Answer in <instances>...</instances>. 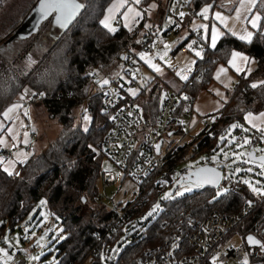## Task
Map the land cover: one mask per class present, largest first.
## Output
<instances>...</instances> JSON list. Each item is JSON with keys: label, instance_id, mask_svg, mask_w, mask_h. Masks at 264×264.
<instances>
[{"label": "trees", "instance_id": "obj_1", "mask_svg": "<svg viewBox=\"0 0 264 264\" xmlns=\"http://www.w3.org/2000/svg\"><path fill=\"white\" fill-rule=\"evenodd\" d=\"M2 1L0 0V4ZM111 1L85 0L80 13L64 31L60 32L50 26L42 36V40L48 43L47 48L25 72L0 53V113L28 89L32 95L42 94L43 100L40 102L48 116L56 119L62 126L58 136L46 150L30 156L20 165L18 175H8L0 164V234L11 217L15 216L21 221L40 200L46 201L45 208L61 220L67 234L57 247L58 264H80L96 243V234L109 225L111 217L105 206L98 204L96 189L102 170L98 149L109 121L108 116L101 112V97L98 94L89 96L92 84L97 82L90 77L89 72L109 69L112 65L118 68L121 54L137 46V41L150 31L147 29L142 32L150 19L146 15L131 31L117 26L115 33H108L99 21ZM153 1L142 0L140 5L145 11ZM214 2L215 0H192L190 16H196L205 3ZM257 9L264 20V7ZM17 26L16 22L10 27L9 36ZM188 38L190 35L177 48L183 46ZM200 42L203 47L202 55L197 57L195 70L187 80H182L179 88V92L186 95L195 97L206 89L213 79L215 67L219 63H225L232 50L243 51L256 61L253 71L238 77L228 101L218 111L217 122L213 125L216 135H205L198 142L201 149L213 152L220 142L219 137L232 124L241 125L234 130L242 134L245 112H258L264 108V87H249L253 82L264 81V34L256 31L253 41L248 43L225 33L215 48H209L205 35ZM245 75L247 78H244ZM140 94L144 95L145 89ZM24 96L29 97L26 92ZM132 100L135 101V98ZM83 101L87 102L86 110L93 120L87 131L81 126H73V110ZM159 101L160 92L141 103L152 120L157 115ZM97 117L105 119L103 126L94 125ZM248 134L253 137L250 146L260 141L256 132ZM89 145L96 151L90 149ZM179 159L180 156H177L173 162L176 163ZM223 184L229 187V193L212 204L223 214L231 215L246 199L255 198L258 208L247 215L250 217L247 228L248 234L259 237L255 232L256 222L264 213V200L256 198L239 182L225 179ZM213 193L214 189L201 188L181 197L162 201L164 209L155 219L144 221L134 230L135 240L123 248L117 262L136 264L145 250L164 244L180 227L185 234L189 228L186 225L187 219L201 218L203 205L210 201ZM156 200V197H150L138 215L143 216ZM261 241L264 243V237ZM110 242L112 245L113 240L105 241ZM94 264L106 262L97 258Z\"/></svg>", "mask_w": 264, "mask_h": 264}, {"label": "built area", "instance_id": "obj_2", "mask_svg": "<svg viewBox=\"0 0 264 264\" xmlns=\"http://www.w3.org/2000/svg\"><path fill=\"white\" fill-rule=\"evenodd\" d=\"M159 2L161 13L156 25L144 38L140 39L137 46L123 53L124 57L118 65L117 73L113 74L109 83L103 85L96 93L102 99L101 112L108 116L109 121L108 129L100 142V151L120 171V175H117L119 173L117 170L106 171V168H102L101 184L105 188L119 179L129 178L139 184V192L134 200L122 207L108 208L104 205L102 197L98 196V204L104 205L106 211L111 213L110 223L103 231L96 234V243L80 264H94L97 258L105 261L106 264H124L114 259H107L110 250L123 236L129 237V243H132L136 233L127 234V231L133 226L137 225V228L143 224V221L138 220L141 215H138L137 211L147 203L150 197L154 196L158 199L168 186L180 179H185V174L194 168L187 167L177 170L176 163L173 162L175 157L182 155L187 145L186 149H191L194 157H200L201 164H218L217 160H221L220 163L223 164L222 182L225 176L230 178L227 179L229 181L238 178L237 175H233L232 171L226 170L225 160L216 157L213 161L212 152H207L198 145L205 135L212 137L216 135L213 125L217 122V114L199 117L195 121L193 119L194 97L179 91H171L159 101L157 115L152 120L145 112L144 106L133 101L129 94V89L138 88L142 80L143 64L138 54L140 52L153 53L154 49L161 44L162 34L183 28L187 22V16L190 15L192 0H159ZM180 12L185 13L183 18L179 16ZM169 18L172 19L173 24H168L165 29ZM177 23L179 27H175ZM117 24L118 21L115 22V25ZM189 35L190 38L185 46L188 48L187 45L195 40L197 44L194 48L203 49L200 42L204 37L203 30L200 27H192ZM194 70L193 67L190 72L184 74L189 77ZM89 75L94 78L92 72H89ZM185 96L188 97L187 100L183 99ZM41 100L43 96L35 94L26 97L23 103L28 104ZM137 105L139 111L135 107ZM186 108L187 111H185ZM129 112L132 113L131 116ZM180 121L184 124H180ZM198 123H200L199 131L192 134ZM178 130L183 132L182 136L163 155L164 136H169V133L174 134ZM160 140L161 149L158 155L154 145ZM26 150H28L27 147ZM9 154V151H3L5 158L9 157ZM162 181L167 182L161 183ZM246 200L254 202L251 208L246 206ZM246 200L231 215L223 214L212 203L206 202L203 205L201 218L187 219L186 225L189 228L185 234L182 232L183 228L180 227L179 231L175 232L164 244L145 250L136 264H213V257H216L215 264H243L245 260L248 264H264V249L260 245L250 246L245 241H241L235 247L221 251L219 248L221 240L244 217L257 210L258 202L255 198ZM17 221L15 216L8 221L12 231ZM255 232L258 233L260 240L264 237V213L256 222ZM0 240L4 241L3 233L0 234ZM106 240H113L112 245H110L111 242L105 243ZM261 242L264 244L263 241ZM255 257L257 260H254ZM14 262H7V264H26L25 256L17 252ZM0 264L4 262L0 261Z\"/></svg>", "mask_w": 264, "mask_h": 264}, {"label": "rangeland", "instance_id": "obj_3", "mask_svg": "<svg viewBox=\"0 0 264 264\" xmlns=\"http://www.w3.org/2000/svg\"><path fill=\"white\" fill-rule=\"evenodd\" d=\"M80 1L84 2L85 0ZM153 4H155L156 7L149 8V6ZM39 8L40 0H3L0 4V53L23 72L27 71L35 62L36 58L47 48V41L42 40V36L45 35V31H47L50 26L56 29L58 28L52 25V19H45L38 26V30L36 32H33V34H29V36L25 38L15 37L8 39L9 29L14 23L17 22L18 26L16 27V29L14 31H11L12 33L10 32V34H14L15 31L18 30L19 25H21L27 17L30 19V21H32V26L35 25L42 16V14L39 12ZM146 10V15H148V11L152 13L155 12V14H160L161 4L158 2V0H154L153 2L148 4ZM106 14L107 12H105L104 15ZM115 15L116 17H119L118 12ZM154 20H156V17L152 16L147 20V24H151L153 26L154 22H156ZM115 21H113L112 24L115 28H117V26L115 25ZM167 26L168 23L166 22L165 29H167ZM32 29H34V27H31L29 31H32ZM146 30L147 29H143L142 32H145ZM181 40L182 35L180 33L178 34L176 31H170L166 34L164 33L162 34L160 46L154 49L153 53H146L147 55L154 57L152 62L158 64L161 67L162 72H154L151 68H149L147 64H145L144 61L141 60L143 64L142 80L140 81V86L136 88L138 90V94L133 97L129 93L132 98H135L136 103L141 104L144 99H148L158 92H160V100H162L171 91H179L182 79L176 73L181 72V70L185 68H191L192 70L194 64L192 62L197 59V56H195V52L189 50L186 46L177 48V46L181 43ZM165 43L170 46L168 55L166 57L167 63L159 59V53L163 52V44ZM117 71L118 68H116L114 65H112L109 69L96 70L94 72L92 71L97 82H94L92 84L89 96L96 94L98 90L104 85L102 81L105 79L109 81L110 77L113 74L117 73ZM145 78H147V81L145 80ZM142 89H145L144 95L140 94ZM24 93L25 92L20 93V95L17 97V100H19L20 97L24 95ZM33 104L35 105L30 104L28 108H25L26 112L25 110H22V112L27 121V126L25 127L26 130L28 131L30 129L37 136L33 139L31 145L27 144L31 150V153L36 155L48 148L50 143L58 136L59 132L62 129V126L56 119H52L48 116L45 107L41 104L40 101L33 102ZM86 106L87 102L83 101L79 106L74 108V127L81 126V128L85 130L91 126L93 120L91 114L87 112ZM85 114L90 118L87 122L83 120V116ZM104 122L105 119L103 117H97L94 125L100 127L103 126ZM228 129L223 135L228 137V139H231L232 137H235L236 139L233 140L231 144H228L227 140H225L224 142H221L220 140L217 148L212 152V155L221 157L223 160H225V166L228 172L232 171V169L236 167H240L242 169L241 172L235 174V176L237 175L238 178H235L234 181L244 185L240 182V180L248 179L252 182L260 180L261 184H264V176L258 175V173L261 171L259 168V163L250 161L247 158V152L250 149V143L247 145H243L242 138H248L251 142L253 138L252 135L247 134L244 131H242V134H238L234 129H232L231 134L229 135ZM197 130L198 129H195L192 134H195ZM249 132L251 131L249 130L248 133ZM182 133V131L178 130L171 136H164L162 147L163 155L166 154L169 149L179 141ZM259 138L260 141L252 147L258 155L264 154V151H260L264 149V138L260 136ZM9 139L13 141L12 137H9ZM188 142H190V140H188ZM237 143L242 146L237 147ZM24 146L26 145L24 144L23 140L17 142L13 141V144L7 147V149L10 150L9 153H11V159L14 152L23 149ZM221 149L229 153V156L227 158L224 157ZM98 152V158L100 160L102 168L114 169L117 170L120 174V171L116 168V166L112 164L100 151V147L98 149ZM233 153H244V155L240 160H236ZM245 160L249 161V163H244ZM201 162L202 160L200 159V157L193 156V152L191 149H185L182 155H180V159L176 162V168L177 170H181L187 167H195L200 165ZM249 167L253 169L251 173L243 171L244 169H247ZM182 184L184 183L179 184L178 181H176L168 186L166 191L161 193L155 202L151 203L144 215L141 216L138 220L143 221L144 223V221L155 219L164 209V203L162 201L170 200L163 199L165 193H175L178 189L183 191V188L181 187ZM220 186H224L229 189V187L226 184H223V182H221ZM244 186L250 192L248 187L246 185ZM96 189L98 195L102 197L105 206H107L108 208L114 206L122 207L128 202H131L135 199L139 192V184L130 180L129 178H125L123 180L119 179V181H117L116 183L103 188L99 178L96 182ZM193 190L195 189H192V191ZM216 190L217 188L214 189L213 196L215 195ZM190 192H186L185 194ZM213 196L210 198L211 201ZM174 198L177 197L173 196L171 199ZM149 199L147 200V202L149 201ZM39 202L28 212V214L21 221H17L15 223V229L13 231L11 230L8 221H6L5 227L3 229L4 241L0 240V248H3L11 255L12 259L8 260L7 262L15 263L14 259L16 253L21 252L22 255L25 256L26 264H58L59 259L57 257V247L63 239L58 240L57 237L63 236L65 238L67 234L61 220L58 217L52 215L45 208V206H39ZM156 204L160 205L159 213L154 214L152 217H147V213ZM145 205H143V207ZM142 208L137 211V214L140 213ZM41 212H43L45 215L41 216ZM30 216L32 217L31 220ZM249 221L250 217L247 216L221 240L219 244L220 251L225 248L235 247L241 241H245L247 243L246 235L248 234L247 227ZM136 226H133L129 231H127V234H132L136 229ZM25 228H27V232L25 231ZM45 233H47V235H45ZM42 236L43 240H40ZM257 239H259V237H257ZM38 240H40L39 244H37ZM129 242L130 238H126V236H123L112 247V249L119 248V253L113 252L111 249L107 257L111 256L112 259L117 260L123 248ZM8 245L12 246V252L8 250ZM247 245L249 244L247 243ZM33 256H38L39 259L32 260L31 257ZM254 260H257V257H255Z\"/></svg>", "mask_w": 264, "mask_h": 264}, {"label": "snow or ice", "instance_id": "obj_4", "mask_svg": "<svg viewBox=\"0 0 264 264\" xmlns=\"http://www.w3.org/2000/svg\"><path fill=\"white\" fill-rule=\"evenodd\" d=\"M239 2V7L235 8L234 10L238 13V15L235 17L236 19H246L248 23L250 24L252 29H260L261 34H264V20H262V14L259 11L254 12V9H257L258 7H264V0H238ZM142 3V0H116V2L112 3L110 7L107 8V14L104 15V18L99 21L100 25L107 30L108 33H115L117 29L113 26L112 22L117 19L116 15L114 13L118 12L120 9H126L120 15L123 18V27L127 28L129 31L132 30V25L136 24L139 22L141 18V11H138L136 7H133V5H140ZM84 7V4L81 2H78V0H40V8L39 12L42 14V16H48L51 12L55 11L57 13L56 15V22L62 26V27H67L68 24L73 20V18L76 16V14ZM156 5H150L149 8H155ZM213 8V5L210 3H205L203 7L200 9L198 15H200L204 20L209 19V10ZM241 9H243L245 12L252 13L250 16H245L241 17L239 13L241 12ZM147 11V10H145ZM179 16L183 18L185 16L184 12H180ZM212 19L219 21L221 24L225 23L226 18L221 14V12H214ZM168 24H173V21L171 18L168 19L167 21ZM144 27L146 29H151L153 26L151 24H145ZM175 27H179V24H175ZM201 28H208V25H200ZM210 42H211V47L215 48L217 45V41L225 34L224 32L218 30L215 24L211 26L210 29ZM232 36H236L237 33L232 31L230 33ZM241 41H245L248 43H251L253 41V33L251 31L243 30L241 34L238 37ZM137 43H140V41H137ZM197 44V41L193 40L191 43H189L187 46L189 50H192L195 52V56L200 57L202 55L203 49H195L194 46ZM158 46V45H157ZM170 46L168 44H163V52L159 53V59L161 61H164L167 63L166 57L168 55ZM140 60L144 61L145 64L149 66L154 72L160 73L162 72L161 67L158 64L153 63V56L147 55L145 52H140L139 54ZM127 58V57H126ZM192 63H195L193 61ZM227 64L229 68L235 70L237 74L240 73H250L252 71V68L250 67L251 60L250 57L247 55L239 52V51H232L230 54V58L227 60ZM170 66V65H169ZM229 68H225L221 66L220 68L217 69L215 79L221 80L222 76H225L227 72L229 71ZM191 68H185L181 72H177L176 74L182 79V80H187L188 76L184 73L190 72ZM244 78H247L245 75ZM147 81V78H145ZM102 83L104 85H107L109 81L107 79L103 80ZM146 86V85H145ZM225 87H227V84H225ZM252 89H256L257 87H264V81H260L259 83L253 82L249 85ZM25 92L27 95L31 96L32 93L30 90L26 89ZM129 93L135 97L138 94L137 89H129ZM219 95V93H217ZM42 95V94H41ZM25 99V96L22 95L20 97V100L23 101ZM183 99L187 100L188 97H183ZM136 109L139 111V106H135ZM22 109L21 104H15L11 108H8L6 111L3 112V116L5 118H11L10 114L13 113L14 111ZM188 109L186 108L185 111ZM132 113L129 112V116H131ZM90 118L88 115L83 116L84 121H88ZM245 121L248 122L253 128H256L257 131L260 132L261 135H264V128H259L257 125L258 120H264V112H260L258 115H254L252 112H248L247 115L244 117ZM180 124H184L183 121L179 122ZM241 125L239 124H232L230 128L228 129L229 135L231 134L232 129L240 128ZM11 131V129H9ZM87 131V129H85ZM244 132H248L249 129L247 127L243 128ZM27 132L24 133V142H27ZM158 135V133H157ZM169 136L172 135V133L168 134ZM221 141L227 140L228 144H231L233 140H235V137H232L231 139H228V137L221 135L219 137ZM243 139V145H247L250 143V140L248 138H242ZM0 143H3V141H0ZM237 147H241L239 143L236 145ZM119 147V145H117ZM89 148L92 149L93 151H96V149L92 148V145H89ZM154 148L159 155L160 149H161V144L156 143L154 145ZM264 151V149L260 150ZM222 154L224 155L225 158L229 156V153L227 151H224L221 149ZM235 156L236 160H240L244 153H233ZM212 160H216V156L214 155L212 157ZM149 163H152L149 161ZM244 163H249V161L245 160ZM259 168L260 172L258 175L264 176V155L259 156ZM106 171H110L111 169L106 168ZM4 171L8 175H12L11 172L8 171L7 168L4 169ZM242 169L240 167H236L232 169L233 175L236 173L241 172ZM243 171H246L248 173H251L253 169L251 167L244 169ZM18 175V173H16ZM117 175H120L117 173ZM191 177H194V179H190L189 182L182 184L181 187L183 188V191L177 190L175 193H165L163 199H171L173 196L176 197H181L183 196L186 192L192 191L193 187H203L206 184H211L213 186H216L217 190L215 192V195L212 198V201H209V203H212L214 201H217L221 197L226 196V194L229 193V189L224 186H220V180L222 177L220 176L219 172L217 171L216 168H199L196 172L190 174ZM223 179H230L229 177L225 176ZM167 181H162L161 183H166ZM241 183L246 185L248 189L250 190V193L256 196L259 199L264 200V184H261L260 180H256L255 182H252L248 179H243L240 180ZM246 206L248 208H251L253 206V201L252 200H246L245 201ZM46 204V201L41 200L39 202V206H44ZM160 211V205L156 204L152 207V209L147 213V217H152L154 214H158ZM41 216H44L45 214L43 212L40 213ZM46 218V217H45ZM32 217L30 216V220ZM143 219V218H142ZM2 223V222H0ZM25 231L27 232V228H25ZM47 235V233H45ZM58 240L64 239L63 236H58ZM247 243L250 245H260L262 249H264V244L261 243L259 239H255L253 236L249 235L247 236ZM40 240H43V236L40 238ZM40 240L37 241V244L40 243ZM113 252L119 253V248L112 249ZM171 254V253H170ZM12 257L11 255L5 251L3 248H0V260L4 261V264H7L8 260H11ZM32 260H37L39 259L38 256H33L31 257ZM107 259H112L111 256L107 257ZM216 257H213V264H215ZM243 264H248L247 260L243 262Z\"/></svg>", "mask_w": 264, "mask_h": 264}, {"label": "crops", "instance_id": "obj_5", "mask_svg": "<svg viewBox=\"0 0 264 264\" xmlns=\"http://www.w3.org/2000/svg\"><path fill=\"white\" fill-rule=\"evenodd\" d=\"M114 2H116V0H112L108 4V6L105 9V12H107V8L110 7L112 5V3H114ZM210 4L213 5V8L209 10V13H208L209 19L208 20H204L198 14L196 16H190V15L187 16V22H186L185 26L183 28H181L180 30L176 31L178 34L180 33L182 35L181 42H183L187 37H189V33H190L192 27H200V25H208V28H201V27L200 28L204 32V35L206 37V41H207L209 48H213V47H211V42H210V36H211L210 29H211V26L213 24L216 25L218 30H220L224 33L230 34L232 31L236 32L237 33V35L235 36L236 38L239 37V35L241 34V32L243 30L251 31L253 33V36H254L256 31L259 30L261 32L260 29H252L250 24L248 23V21L246 19H243V18L236 19L235 18L238 15V13L234 9L240 6L238 0H215L214 3H210ZM133 7H136L138 11H141L142 15H141V18L139 20V22H140L143 19V17L146 16V11H144V9H142L141 5H133ZM125 10L126 9H120L118 11L119 17H117V19H116V21H118V24L116 26H122L123 27L124 21H123L122 16L120 15V13H122ZM145 10H146V8H145ZM199 11L197 13H199ZM217 11L221 12V14L226 18L225 23L221 24L219 21L212 19L213 13L217 12ZM253 11L256 12L259 10L254 9ZM105 12H104V14H105ZM158 14L159 13L155 14V12L152 13V12L148 11L147 17L148 16H149V18H151L152 16L156 17V20H154L156 22H154L153 27L157 23V20H158L157 18L159 17ZM239 15L241 17H245V16L252 15V13L245 12L243 9H241V12L239 13ZM103 16H102V18H103ZM138 23L132 25V29ZM147 31H149V29ZM166 33H168V32H166ZM219 40L217 41V43L219 42ZM183 46H185V44ZM232 51H239V52L247 55L245 52L240 51V50H232ZM231 52H230V54H231ZM230 54H229L227 60L230 58ZM250 60H251L250 67L252 68V71H253L256 67V61L252 57H250ZM221 66H223L225 68H229L227 61L225 63L217 64V66L215 67L214 72H213V79L210 82V84L208 85V87L206 89L200 91L194 97L193 119L195 121L199 117L207 116L210 114H217L218 111L228 101L231 91L233 90V88L237 84L238 77L242 74H245V73L237 74L235 72V70L229 68V71L227 72V74L225 76H222L221 80H217V79H215L216 71ZM193 67H194V64H193ZM225 84H227V87H225ZM217 93H219V95ZM15 104H21L22 109H18L16 111H14L13 113H11L10 119L5 118L3 116V112L6 111L8 108H11ZM30 104L35 105L33 103L24 104L23 101H21L20 99L19 100L16 99L12 103L7 105L0 113V141H3V143H0V164H1L3 169L7 168L8 171L11 172L12 174L18 173L20 165L25 163L26 160L30 156L34 155L33 153H31V150L27 144L31 145L33 139L36 138L37 136L30 129L28 131L26 130L25 127L27 126V121H26V118L23 116V112H22V110H25V108H28L30 106ZM23 105H25V106H23ZM25 112H26V110H25ZM248 112H251V111H248ZM248 112H245L243 114L244 126L247 127L250 131H254L260 137L264 138V135H261L260 132L257 131L256 128H253L250 124H248L247 121H245L244 117H245V115H247ZM260 112H264V108L258 112H252V113L254 115H258ZM256 123H257L259 128H264V120H258ZM9 129H11V131H9ZM195 129H198L197 131H199L200 123H198L196 125ZM25 132H27V134H28L26 143L24 142V133ZM9 137H12L13 141H16V142L23 140L24 144L26 145V146H24L23 149L15 151L12 159H11V153L9 154V157H7V158H5L3 156V151H9L10 152V150H8L7 147H9L13 144V141H11L9 139ZM26 147L28 148V150H26Z\"/></svg>", "mask_w": 264, "mask_h": 264}, {"label": "water", "instance_id": "obj_6", "mask_svg": "<svg viewBox=\"0 0 264 264\" xmlns=\"http://www.w3.org/2000/svg\"><path fill=\"white\" fill-rule=\"evenodd\" d=\"M78 2H81L80 0H78ZM83 3V2H81ZM82 10V9H81ZM80 10V11H81ZM80 11L76 14V16L80 13ZM56 15L57 13L55 11L51 12L48 16H41L40 19L38 20V22H36L35 25L32 26V21H30V19L27 17L23 23L21 25H19V28L17 31H15L14 34H11L8 39H11V38H15V37H18V38H25L27 36H29V34H33V32H36L38 30V26L42 23V21H44L45 19L48 20V19H52V25L57 27L58 30L61 31H64L70 24L71 22L75 19V17L73 18V20L68 24L67 27H62L60 26L57 22H56ZM31 27H34V29H32V31H29V29H31ZM124 57L123 54H121L120 56V60H122ZM161 144V140L158 142ZM252 146H250V149L248 150L247 152V158L250 160V161H253V162H257L259 163V156L261 155H257L256 154V151L252 148ZM264 155V154H262ZM220 159L217 160L218 164H201V165H198L197 167H194L191 171L187 172L185 175H186V178L185 179H180L178 181L179 184L181 183H187L189 182L190 179H194V177H191L190 174L196 172L199 168H216L217 171L219 172L220 176L222 177L223 175V164L220 163ZM222 182V179L220 180V184ZM199 188H210V189H216V186H213L211 184H206L204 185L203 187H199ZM197 187H193V189H199ZM253 236L255 239H257L256 236H254L253 234H247L246 235V238L247 236ZM247 241V239H246ZM250 245V244H249ZM250 246H258V245H250ZM8 250L11 251L12 250V246H8Z\"/></svg>", "mask_w": 264, "mask_h": 264}]
</instances>
